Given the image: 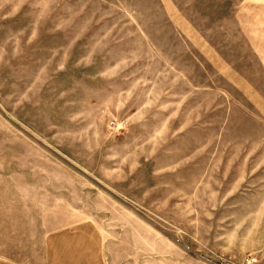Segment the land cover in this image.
I'll return each instance as SVG.
<instances>
[{
  "label": "rangeland",
  "instance_id": "rangeland-1",
  "mask_svg": "<svg viewBox=\"0 0 264 264\" xmlns=\"http://www.w3.org/2000/svg\"><path fill=\"white\" fill-rule=\"evenodd\" d=\"M264 264V0H0V264Z\"/></svg>",
  "mask_w": 264,
  "mask_h": 264
},
{
  "label": "built area",
  "instance_id": "built-area-1",
  "mask_svg": "<svg viewBox=\"0 0 264 264\" xmlns=\"http://www.w3.org/2000/svg\"><path fill=\"white\" fill-rule=\"evenodd\" d=\"M220 264H229V263H220Z\"/></svg>",
  "mask_w": 264,
  "mask_h": 264
}]
</instances>
